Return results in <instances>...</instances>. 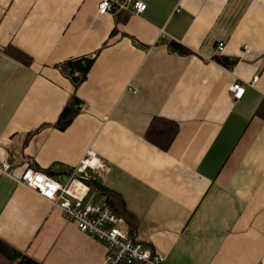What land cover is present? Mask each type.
<instances>
[{
	"label": "crops",
	"instance_id": "crops-1",
	"mask_svg": "<svg viewBox=\"0 0 264 264\" xmlns=\"http://www.w3.org/2000/svg\"><path fill=\"white\" fill-rule=\"evenodd\" d=\"M100 1L0 0V240L39 264H104L99 241L15 180L92 149L109 169L86 173L166 264H264V0ZM77 59L91 65L75 89L59 65ZM74 92L81 111L59 129ZM154 117L178 126L167 150L146 139ZM90 191L107 201L90 189L84 204Z\"/></svg>",
	"mask_w": 264,
	"mask_h": 264
},
{
	"label": "built area",
	"instance_id": "built-area-1",
	"mask_svg": "<svg viewBox=\"0 0 264 264\" xmlns=\"http://www.w3.org/2000/svg\"><path fill=\"white\" fill-rule=\"evenodd\" d=\"M146 5L137 0H101L98 13L124 11L141 13ZM217 50L222 51L224 43L217 44ZM248 51L245 46V52ZM258 77H253L244 83L235 81L230 87L234 99H239L246 85L253 86ZM10 164H4L7 171ZM59 164L52 165V171L60 169ZM109 169L106 162L100 159L94 150L89 149L80 163L68 170L65 176L54 178L50 173L26 167L15 180L47 200L58 208L63 217L76 225L79 231L92 235L105 249L104 264H166L165 257L150 251L143 244L131 237L129 231L122 227L124 218L114 212L107 204L96 201L83 203L90 188L78 175L86 172L105 173Z\"/></svg>",
	"mask_w": 264,
	"mask_h": 264
},
{
	"label": "trees",
	"instance_id": "trees-1",
	"mask_svg": "<svg viewBox=\"0 0 264 264\" xmlns=\"http://www.w3.org/2000/svg\"><path fill=\"white\" fill-rule=\"evenodd\" d=\"M171 46L179 51H185L183 47L176 43H171ZM217 62H220L226 67H230L231 63L229 59L224 57H216ZM91 62L88 60H68L63 65H59L60 69L68 76L72 82L74 88L76 89L79 84L86 78V74L89 70ZM75 73L77 75H75ZM83 101L75 94L68 99L62 112L60 113L54 126L59 129H64L73 121V119L81 111ZM257 114L264 115V101L260 104ZM178 126L175 122L167 120L162 117H154L145 133L146 139L152 144L156 145L162 150H167L171 145L175 135L177 133ZM33 169L42 170L47 173H52L55 175H67L68 170L65 168H60L58 170L52 171L50 169H39L35 165H31ZM78 177L84 180L90 189L95 190L99 194L105 195L107 204L114 212L119 214L116 209L113 208L111 202L109 201V196L111 192L105 186H103L96 177L92 176L90 173H85L78 175ZM120 215V214H119ZM130 233V232H129ZM131 235V234H130ZM0 264H39L33 259L29 258L25 254L9 247L3 241L0 240Z\"/></svg>",
	"mask_w": 264,
	"mask_h": 264
},
{
	"label": "rangeland",
	"instance_id": "rangeland-1",
	"mask_svg": "<svg viewBox=\"0 0 264 264\" xmlns=\"http://www.w3.org/2000/svg\"><path fill=\"white\" fill-rule=\"evenodd\" d=\"M95 199V201L101 202V199L98 197V195L96 193H94L93 191H90L89 195H88V202H90V200ZM94 201V200H92Z\"/></svg>",
	"mask_w": 264,
	"mask_h": 264
},
{
	"label": "water",
	"instance_id": "water-1",
	"mask_svg": "<svg viewBox=\"0 0 264 264\" xmlns=\"http://www.w3.org/2000/svg\"><path fill=\"white\" fill-rule=\"evenodd\" d=\"M50 174H52V173H50Z\"/></svg>",
	"mask_w": 264,
	"mask_h": 264
}]
</instances>
